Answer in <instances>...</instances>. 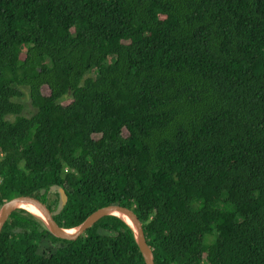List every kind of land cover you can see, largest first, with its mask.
I'll use <instances>...</instances> for the list:
<instances>
[{
  "label": "trees",
  "instance_id": "trees-1",
  "mask_svg": "<svg viewBox=\"0 0 264 264\" xmlns=\"http://www.w3.org/2000/svg\"><path fill=\"white\" fill-rule=\"evenodd\" d=\"M22 196L64 229L130 209L154 264H264V0H0V208ZM0 264L145 263L118 217L66 241L19 209Z\"/></svg>",
  "mask_w": 264,
  "mask_h": 264
},
{
  "label": "water",
  "instance_id": "water-1",
  "mask_svg": "<svg viewBox=\"0 0 264 264\" xmlns=\"http://www.w3.org/2000/svg\"><path fill=\"white\" fill-rule=\"evenodd\" d=\"M61 207H63L67 202V197L62 189H59ZM33 206L37 213L38 219L43 223L48 232L53 235L55 238L66 240V241H75L81 234H83L87 229L92 227L97 221L103 217L115 216L123 220L119 215H124L128 218V222L123 220L126 224L129 225L133 231L134 238L138 249L143 257L145 264H154V258L152 250L148 247L141 223L134 213L125 207L118 205H111L102 207L92 214H90L76 229L74 232H71L73 229H64L59 227L50 213L47 211L46 207L39 201L30 198V197H16L6 203H4L0 208V231L7 217L14 211L23 209V205Z\"/></svg>",
  "mask_w": 264,
  "mask_h": 264
},
{
  "label": "rangeland",
  "instance_id": "rangeland-1",
  "mask_svg": "<svg viewBox=\"0 0 264 264\" xmlns=\"http://www.w3.org/2000/svg\"><path fill=\"white\" fill-rule=\"evenodd\" d=\"M86 77H93V72L86 75ZM42 93L43 95H48V89L46 87H43ZM16 101L23 105L22 116L31 117L35 113L36 110L30 103V99H29L28 92L26 89H23V97H21L20 99ZM6 119L9 121H13L14 116H7Z\"/></svg>",
  "mask_w": 264,
  "mask_h": 264
},
{
  "label": "bare ground",
  "instance_id": "bare-ground-1",
  "mask_svg": "<svg viewBox=\"0 0 264 264\" xmlns=\"http://www.w3.org/2000/svg\"><path fill=\"white\" fill-rule=\"evenodd\" d=\"M23 209L26 210L27 212H29L30 214L34 215L35 217H38V213L36 211V209L31 206V205H23ZM123 220H125L126 222H128V218L125 217L124 215H119ZM76 229L71 230V232H74Z\"/></svg>",
  "mask_w": 264,
  "mask_h": 264
}]
</instances>
